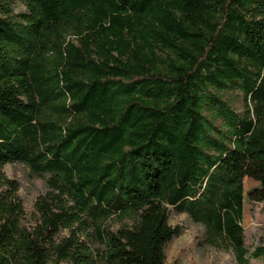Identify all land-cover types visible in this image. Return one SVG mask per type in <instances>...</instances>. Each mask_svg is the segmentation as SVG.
<instances>
[{
	"label": "trees",
	"instance_id": "trees-1",
	"mask_svg": "<svg viewBox=\"0 0 264 264\" xmlns=\"http://www.w3.org/2000/svg\"><path fill=\"white\" fill-rule=\"evenodd\" d=\"M250 161L264 0H0V264H170L174 214L252 264ZM13 164L47 177L30 218Z\"/></svg>",
	"mask_w": 264,
	"mask_h": 264
},
{
	"label": "rangeland",
	"instance_id": "rangeland-1",
	"mask_svg": "<svg viewBox=\"0 0 264 264\" xmlns=\"http://www.w3.org/2000/svg\"><path fill=\"white\" fill-rule=\"evenodd\" d=\"M25 11L23 5L16 9L17 13ZM254 162H248L246 169L243 219L246 243L252 250L259 245L264 246V162ZM4 172L10 179L19 182V195L30 218L35 202L48 190L47 177H36L28 167L20 164L6 165ZM171 225L182 227L183 234L170 244L167 251L168 263L235 264L233 254L211 247L206 242L205 228L194 223L187 215H172ZM117 228L118 225L114 227ZM252 264H264V258L252 261Z\"/></svg>",
	"mask_w": 264,
	"mask_h": 264
}]
</instances>
